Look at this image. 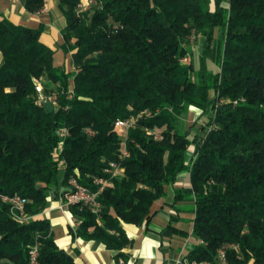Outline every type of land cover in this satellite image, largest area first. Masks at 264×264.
Here are the masks:
<instances>
[{
    "label": "trees",
    "instance_id": "trees-1",
    "mask_svg": "<svg viewBox=\"0 0 264 264\" xmlns=\"http://www.w3.org/2000/svg\"><path fill=\"white\" fill-rule=\"evenodd\" d=\"M21 1L31 14L46 3ZM56 1L72 71L41 42L44 26L0 20V193L26 198L38 216L59 199L61 171L64 187L75 177L97 192L107 164L120 163L125 174L100 193V213L70 208L80 223L71 232L128 264L124 225L148 223L167 187L189 171L196 243L187 258L217 263L225 250L230 264H264V0H98L87 10L81 0ZM200 35L207 45L197 67L187 60ZM40 81L56 96L52 112L39 104ZM211 92L209 131L191 139L181 120L191 107L205 115ZM146 112L127 136L116 132L118 121ZM62 128L70 136L57 158ZM37 243L41 264H76L48 219L20 224L0 201V264H29Z\"/></svg>",
    "mask_w": 264,
    "mask_h": 264
},
{
    "label": "crops",
    "instance_id": "crops-1",
    "mask_svg": "<svg viewBox=\"0 0 264 264\" xmlns=\"http://www.w3.org/2000/svg\"><path fill=\"white\" fill-rule=\"evenodd\" d=\"M81 3L86 5L87 1L81 0ZM3 19L32 29L44 26L41 42L59 54L63 44L62 31L66 28L67 21L57 10L56 0H46L44 9L37 14L29 13L21 0H0V20ZM66 61L71 63L70 54L66 56ZM2 62L3 54L0 51V65ZM184 193L192 195L193 191L191 179L182 173L174 186L167 187L165 200L153 207V216L148 223L141 227L124 225L127 235L133 241V247L126 250L130 256L128 264H179L181 258L188 256L189 253L186 255L185 251L189 250L192 244L188 240L182 242L187 238L184 234L188 231L181 226L183 218L179 215V206L185 200ZM57 207L58 202H52L51 207L47 208L48 213L43 217L49 220L58 246L69 252L75 258L76 264H118L115 251L107 249L99 242H85L74 237L71 232L72 214L62 213V219L58 220L53 217ZM175 211L177 216L174 215ZM59 222L64 224L65 234L57 239L53 224ZM119 264L124 263L121 261Z\"/></svg>",
    "mask_w": 264,
    "mask_h": 264
},
{
    "label": "built area",
    "instance_id": "built-area-1",
    "mask_svg": "<svg viewBox=\"0 0 264 264\" xmlns=\"http://www.w3.org/2000/svg\"><path fill=\"white\" fill-rule=\"evenodd\" d=\"M86 5H80L81 9L87 10L90 7L97 4L98 0H86ZM37 92L40 94L39 96V104H47L48 102H51L53 106L56 105L57 100L56 96L52 95L50 97H47L44 93L45 88L37 82ZM116 131L120 134V136H125L123 133L127 128L130 126H134V123L131 120L127 121H118L116 123ZM90 136L94 135V132L91 130L87 131ZM59 135L61 139H65L69 135V131L66 128H62L59 131ZM155 137L157 138V134L155 133ZM63 149V145L60 144L58 150L56 151V157H59V154L61 153ZM124 155H127V152L124 153ZM111 172L113 173V176H118L122 172H124V169L119 166L117 163L111 164ZM96 185H98L99 190L97 192H92L87 187L81 185L79 181L76 178H71L69 180L70 187H72L71 190H67L64 192V199L62 198L60 204L58 205V210H60L62 213L67 214L70 213V208L74 205H82L88 207L92 212L94 213H100L101 211V203L99 202V195L102 193L107 186L110 184L107 179L100 178L96 179L95 181ZM0 201L10 206V212L13 219H15L20 224L28 223L29 221H32L36 219L37 217L44 216L48 213L47 210H45L41 215L35 216L30 215L27 212V205L29 201L26 198H23L22 196L16 194V195H5L0 193ZM80 223L75 218H72V230L76 232L78 229ZM238 249V247H235ZM29 264H41L39 261V243L33 245L30 247L29 251ZM179 264H230L226 255L225 250L219 251L217 263L204 261V262H198V261H191L187 257L181 258Z\"/></svg>",
    "mask_w": 264,
    "mask_h": 264
},
{
    "label": "rangeland",
    "instance_id": "rangeland-1",
    "mask_svg": "<svg viewBox=\"0 0 264 264\" xmlns=\"http://www.w3.org/2000/svg\"><path fill=\"white\" fill-rule=\"evenodd\" d=\"M212 9H214V5L212 6ZM220 35H221V30L217 29L216 32H215V36L219 37ZM191 44H192L191 51L193 53V57L194 58L191 56L187 60V62H190L191 59H194L195 65L197 67H199V64H200L199 63V58H200V56H202L204 54V50H205V47L207 45V38L205 36H203V35H200L199 37L193 38ZM55 61L58 64H64V62L67 63V66H68L69 70L72 71V63L69 64L66 61V56L61 51L59 52V54L56 55ZM197 76L198 75H196V77ZM44 82L45 81H40L39 82L43 86V88H45V83ZM71 84H73V81H71ZM215 98H216L215 93L211 92V99L212 100L210 102V105H209L205 115H204L203 111H201L199 109H198V111L192 110V109H197V108L191 107L190 111L185 116H183V118L181 120L182 130L185 131V132H189L191 139H193L197 135V133L202 135V136H205L206 131H209L208 126H206L207 125V119H208L207 117L213 116L212 108H213V104H214V102L216 100ZM224 102L227 103V102H230V101L229 100H222L221 101V103H224ZM235 103H237V102H235ZM145 115H149V113H147V112L146 113H142L138 117H133L131 119V121L135 125ZM116 127L117 126L115 125V130L117 129ZM130 129H131V126L129 128H127L123 134L125 136H127L129 134V132H130ZM69 136H70V133H69L68 137ZM122 137H124V136H122ZM65 139L62 140V142H61L62 145H64V140ZM193 149H194V147H191V150H190V152L187 155V163L189 164V166H192L194 164V161H195V156H194V150ZM112 163H117L119 166H121V164L118 163V162H109L107 164V167L105 169V174L110 176V177H108V178L101 177V178L107 179L109 181L110 184L107 186V188L113 186V183H112L111 179H114L116 177H122L125 174V169L121 166L124 169V172H122L118 176H113V173L110 170ZM64 166H65L64 163L61 162L60 163V169L63 170ZM184 173L186 175H188L189 179H190L189 171H186ZM63 178H64V173H63V171H61L59 173V190L61 192L60 193V197H59L58 200H50L48 208L51 207V203L54 202V201H57L58 205H59L61 200H62V198L64 199V192H66L67 190H71L72 189V187H70L69 181H68V185L66 187L63 186V184H62ZM72 178H75V177H72ZM97 179H100V178H97ZM96 186L98 187V185H96ZM184 198H185V200L182 201L181 205L179 206V209L181 210V213H179V215H181V217L183 218V220L181 221V226L185 230L188 231V235H187V238H184L182 240V242L185 240L184 241V243H185L188 240L193 245V244L196 243V236L194 235V232H193V230H194V217H195V213H194L195 205H194V201H193L194 200V195L193 194L191 195V194L184 193ZM55 211L56 212L53 215V217L56 218V219L58 218V220H60V218L62 219V217H63L62 212H60L58 210H55ZM174 215L177 216L178 213L175 211ZM53 230L55 232V236H56L57 239L62 237L65 234V227H64V224L61 223V222H59V224H53ZM185 252H186V255H187L189 253V250L187 249Z\"/></svg>",
    "mask_w": 264,
    "mask_h": 264
},
{
    "label": "water",
    "instance_id": "water-1",
    "mask_svg": "<svg viewBox=\"0 0 264 264\" xmlns=\"http://www.w3.org/2000/svg\"><path fill=\"white\" fill-rule=\"evenodd\" d=\"M46 107H47V109H48L50 112H52V111L54 110V106H53V104H52L51 102H48V103L46 104Z\"/></svg>",
    "mask_w": 264,
    "mask_h": 264
}]
</instances>
